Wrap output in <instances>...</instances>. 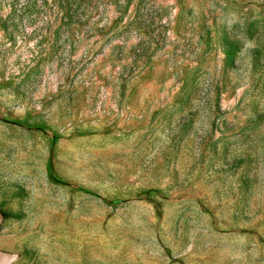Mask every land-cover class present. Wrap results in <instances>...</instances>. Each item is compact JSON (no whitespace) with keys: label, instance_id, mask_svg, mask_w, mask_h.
I'll return each mask as SVG.
<instances>
[{"label":"rangeland","instance_id":"1","mask_svg":"<svg viewBox=\"0 0 264 264\" xmlns=\"http://www.w3.org/2000/svg\"><path fill=\"white\" fill-rule=\"evenodd\" d=\"M4 264H264V0H0Z\"/></svg>","mask_w":264,"mask_h":264},{"label":"bare ground","instance_id":"2","mask_svg":"<svg viewBox=\"0 0 264 264\" xmlns=\"http://www.w3.org/2000/svg\"><path fill=\"white\" fill-rule=\"evenodd\" d=\"M6 258L3 257V255L0 254V264H4V261Z\"/></svg>","mask_w":264,"mask_h":264}]
</instances>
